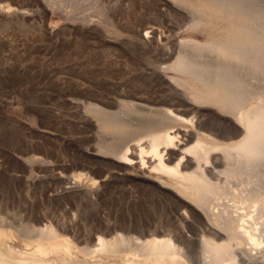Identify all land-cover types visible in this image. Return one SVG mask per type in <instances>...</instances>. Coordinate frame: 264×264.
I'll return each instance as SVG.
<instances>
[{
	"label": "bare ground",
	"instance_id": "1",
	"mask_svg": "<svg viewBox=\"0 0 264 264\" xmlns=\"http://www.w3.org/2000/svg\"><path fill=\"white\" fill-rule=\"evenodd\" d=\"M38 1L51 18L50 32L59 27L71 31L79 27L86 37L104 41L109 50L118 45L126 32L139 41L137 44H154V55L139 54L140 63L135 57L145 85L139 87L143 94L132 92L129 87L119 90L121 83H118L114 96L106 101L105 96L85 94L88 89L83 91L86 88L83 82L80 96L88 99L84 101L86 109L81 105L88 125L98 127L110 139L106 141L103 137L100 151L120 158L125 168L133 164L137 169L140 161L142 165L149 163L158 172L156 176L161 181H157L158 185L163 183L175 191L179 218L176 210H172L177 215L173 216V224L178 219L177 225L163 227V231L157 229L162 236L154 231L156 236L140 237L137 229L141 222L137 220L136 230L120 229L112 237L99 234L95 243L89 241L85 245L81 240L84 244L81 246L70 237L69 230L68 234L65 232L66 227L65 231L60 230V221V229L55 221L37 224L41 226L27 222L16 231L12 228L16 221L11 222L2 213L7 226L3 224L4 217H0V264H194L192 259L198 264H264V0H150L132 11L133 19L126 15L127 11L126 14L121 11L116 0L118 4L107 0ZM15 13L29 12L13 7L10 2H0V17L7 21ZM182 29L189 33L203 32L206 39L171 40ZM144 32L151 33V38ZM153 88L162 93L158 98L152 95ZM79 97H71L75 105L81 101ZM104 105L119 108L110 110ZM87 128L83 129L90 130ZM135 159L136 164L132 163ZM82 172L76 173L66 187L90 194L98 186L97 191L100 180L92 177L93 172L90 176H85L89 172ZM116 174L114 180L118 181ZM148 176L147 172L145 177ZM147 182L144 186L148 187ZM8 221L12 227H8ZM186 231L192 234L188 236ZM189 251H193V256Z\"/></svg>",
	"mask_w": 264,
	"mask_h": 264
},
{
	"label": "rangeland",
	"instance_id": "2",
	"mask_svg": "<svg viewBox=\"0 0 264 264\" xmlns=\"http://www.w3.org/2000/svg\"><path fill=\"white\" fill-rule=\"evenodd\" d=\"M37 1L0 0L2 4L10 2L13 7L29 12L27 15L15 13L7 21L3 17H0V217L3 218L6 215L5 217L8 220L11 219V222L14 223L16 221V224H19L20 227L15 223L16 226L14 224H12L13 227L10 226L11 222L8 221V227L10 226L16 231L21 230L23 224L27 222L30 225H37L41 223H54L53 221H55V225L60 229L58 224L60 221V230L65 231L66 227L67 231L65 232L68 234L69 230V235H72L70 237L75 241L77 240V244H82L81 246L84 245L82 241H84L85 245L90 244L89 241H92L91 244L95 243L99 234H107L106 236L112 237L120 229L126 231L130 229L136 230L140 222L141 226L139 227L141 229L138 227L137 230L139 232L136 231L139 234L141 233L140 235L136 233L140 237L142 236V238L146 239L153 237L155 234L162 236L161 231L164 230L162 229L163 227L167 229L169 228L167 226L171 224L177 225L178 222L177 219L175 221L176 224H173L174 217L178 215L179 218L176 208L177 197H175L176 193L175 195L173 193L175 191L172 188L171 190L167 185L164 186L163 183L158 185L160 181L156 176L158 172L150 168L149 163L148 166L146 164L142 165L138 158L139 160L135 159L132 161V163L135 162L134 164L137 163V160L140 161L137 164V169L135 168L136 165L133 164H131V168H125V163L120 158L114 157L115 155L113 156L112 154H104L100 151L99 148L104 144V140L108 141L110 139L105 136L107 135L106 133L101 130L99 131L98 127L88 125L89 122L83 116L87 105L84 101L88 98L85 99L83 94H81V96L83 95L82 98L80 96V93H83L80 84L83 82L86 85L82 84V87L86 88L82 90L85 92L87 89H90L85 94H90L89 96L92 94V96L99 95L100 98L105 96L106 98L104 97L103 99H106V101L114 96V91L118 88L119 90H125L126 87H129L130 91L143 94L140 88H144L145 85L142 82V74H140L141 68L140 61L138 60L140 57L137 56L140 54L143 57L144 53H146V56L154 55V50L152 49V47L154 48V44H141L142 42H140L143 48L140 44H137L139 43L137 39L126 32L122 34L121 40L117 43L118 45L109 50L110 46L105 43L103 44L104 41L86 37V34H83V31L79 27H76L72 31L66 28H63L64 30L61 29V31L59 27L56 30L57 32H50L48 24L51 18L46 16L42 4L40 5L41 2L38 1V3ZM107 1L110 3H113L111 1L115 3L119 1V4H117L120 9L122 7L121 11L123 13L127 11L126 13L128 14H125H130L131 16H129L133 19L134 13L132 11L143 6L144 3L148 4L150 0ZM124 2L128 3V5L126 4L127 7L130 5L129 9L126 6L124 7ZM120 3H123V5L120 6ZM132 25H135V23H132ZM78 29L80 30L78 31ZM188 33L184 29L179 30L177 36H173L171 40L179 42L189 37L200 41L206 39V34L203 32L194 31L190 32V35ZM143 34H147L146 37L148 38H151L150 35H152L147 32ZM123 37L124 39L127 38L124 40ZM89 40H93V42L90 43ZM134 44H137L138 47ZM98 45L100 47H97ZM136 48H140L141 50H137ZM102 49L106 51L104 52ZM112 49H114V52ZM135 49L139 52L136 53ZM134 60H136V64ZM113 72L116 73L114 74ZM137 72H140L141 76ZM134 73L136 75L133 76L132 74ZM129 77L130 79L128 80ZM81 78H85L86 80H82ZM123 81L126 83L125 86H123ZM118 83H121V86ZM129 84H133V86L131 87ZM114 87L115 89H113ZM116 87L118 88L116 89ZM133 87L135 90H133ZM109 89L113 90L109 92ZM92 90L95 92L93 93ZM129 90L126 89V91ZM152 90L154 98H158L162 94L159 91L156 92L154 88ZM68 92L71 93L68 94ZM72 93L76 94V96ZM95 93L96 95H94ZM150 93L151 91L149 92L151 96ZM71 97H79L78 100L81 101H77L75 105ZM67 100L71 102V105L66 103ZM78 102H80V105H78ZM81 104L84 105L85 109ZM104 106L110 110L114 108V110H118L119 108L118 105L112 107H108V105ZM81 116L82 118H80ZM46 119L48 121L45 122ZM82 126L84 129L88 126L87 129L90 130H84ZM91 126L93 128H90ZM103 137H106V139ZM102 139L104 140L101 141ZM134 143L132 142V147L135 145ZM92 147L96 148L93 149ZM30 156L33 158L31 159ZM108 160L115 162L117 167H122V170L119 167L116 169L115 163H112V165ZM102 163L104 164L102 165ZM103 167L106 169L103 170ZM146 169L148 170V178L145 177L147 176ZM81 172H89L85 176H90L96 172L97 175L93 174L92 177L94 176L96 180H100V185L103 180L102 182L105 186L98 184L101 189L97 188L96 191V187L98 186H95V192L90 194L85 191L82 192L81 189L67 188L68 182V185H70V181L74 179V175L76 178V173L81 174ZM116 173L119 174L117 175ZM115 174L118 181L114 180ZM125 175L129 176L126 178ZM122 176L126 179L123 180ZM110 177L113 178L110 180ZM104 179L107 180L105 181ZM149 180L158 186H152L153 184ZM146 182L149 183L147 184L149 188L144 186ZM76 190H79V192ZM165 192V196L172 195V198L175 197L176 199H172L169 196L163 198L165 196L161 194ZM92 194L95 195L93 196ZM173 204H175V207L172 209ZM172 210H176L177 215ZM5 217L3 219L4 225L7 224ZM132 218L136 220L133 221ZM170 218L174 220L172 221ZM23 219L25 220L23 221ZM137 220H139V224ZM132 222H137V224L134 223L132 225ZM165 222L166 224H163ZM117 224L121 228L117 227ZM132 226L136 227L133 228ZM157 229H162L159 231L160 234ZM124 230L122 231L125 233ZM146 232L150 234L146 236ZM186 233L188 236L192 234L190 231H186ZM77 237L80 239H75ZM17 243L21 244L19 241ZM192 252H190L191 256H193ZM186 254H189L187 250ZM195 261L192 259L194 264H198Z\"/></svg>",
	"mask_w": 264,
	"mask_h": 264
}]
</instances>
